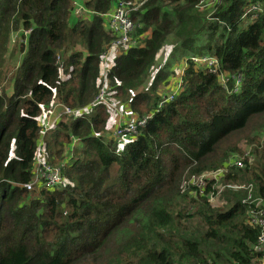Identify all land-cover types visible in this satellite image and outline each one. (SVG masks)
<instances>
[{"label": "trees", "instance_id": "obj_1", "mask_svg": "<svg viewBox=\"0 0 264 264\" xmlns=\"http://www.w3.org/2000/svg\"><path fill=\"white\" fill-rule=\"evenodd\" d=\"M120 1L141 0H0V264L262 263L247 191L188 180L245 142L251 162L243 155L218 182L252 184L264 204V0H146L118 53L105 15ZM252 3L261 11L243 17ZM76 4L92 15L76 17ZM166 46L214 56L219 70L187 61L158 106L174 72L157 62ZM57 103L74 114L44 131ZM117 103L146 118L121 146L106 127ZM39 153L61 166V186H23Z\"/></svg>", "mask_w": 264, "mask_h": 264}, {"label": "built area", "instance_id": "obj_2", "mask_svg": "<svg viewBox=\"0 0 264 264\" xmlns=\"http://www.w3.org/2000/svg\"><path fill=\"white\" fill-rule=\"evenodd\" d=\"M146 0L141 1H120L115 6L114 10L105 15L107 19V26L108 29L111 31V33L114 35L113 40L110 44V50H114L115 48L125 47L132 43V34L135 30L134 22L132 21L130 15L132 12L138 11L145 3ZM215 0H209L207 6H212L214 4ZM261 11V6L258 3H252L247 8L245 14L243 17H246L247 15H251V17H255L259 12ZM74 15L78 18H85L89 15H92V12L86 9L83 5L76 4L74 8ZM108 50L106 53H104L105 58L108 54L111 53V51ZM187 61L192 62L195 65H201L205 67L209 72L216 73L219 70V62L218 59L214 56H198V55H191L185 59V63L183 67L180 70V77L177 79V82L174 84L171 93L168 96H164L161 98L159 105L161 106L164 102L171 100L173 96L177 93V91L181 88L182 85V79L181 76L183 74V69L187 65ZM227 74L220 73L219 74V81L223 84V86H226V82L228 81ZM232 78L234 79V84L236 90L239 86L240 82V75H232ZM105 91L106 88L103 85L102 89L98 93L96 97V101H103L105 100ZM66 107V106H65ZM52 110V109H51ZM50 110V111H51ZM117 110V109H116ZM50 113V112H49ZM65 113L67 114H74V111L70 110L66 107ZM49 115V114H48ZM48 115H46V119L44 121V131L49 128L50 126L47 123ZM124 118L123 115L120 116V119L118 120L117 126L114 128L112 134L115 138H119L121 136H127L132 135L137 132V127L144 124L146 118H137V117H127L129 119H121ZM75 143V140H73V144ZM244 156H248V152L244 154ZM248 163L251 162L250 158H247ZM244 165L243 158L239 156H233L229 159L228 164L224 165V167L205 171L197 176H191L190 180L188 182H191L195 184L198 188L203 187L204 184L208 179H213L216 181L217 185V194H219V190H222L225 186L228 188L238 190V189H244L247 191V196L244 199V201H250L254 204V207L249 211V221L252 224H255L260 229V234L258 237V244L259 247L262 249L264 253V204L263 200L259 197H253L252 190L253 185L252 184H242V183H231L228 182L225 185L219 184V177L222 175V173L228 172V166H236V167H242ZM64 183V175L62 173V169L60 165H54L50 164L49 162H46L43 158H41L40 153L35 158L33 167H32V176L30 181L25 183L23 186H25L26 189L30 190L34 187H59ZM218 185H220V188H218ZM216 195L211 194L209 197V200L212 201ZM264 264V258L262 263Z\"/></svg>", "mask_w": 264, "mask_h": 264}, {"label": "rangeland", "instance_id": "obj_3", "mask_svg": "<svg viewBox=\"0 0 264 264\" xmlns=\"http://www.w3.org/2000/svg\"><path fill=\"white\" fill-rule=\"evenodd\" d=\"M11 41H12V43L17 42V38L15 35L12 37ZM125 48L126 47H120L118 49V53H121ZM115 54L116 53H111V56L113 57ZM178 56H179L180 61L177 60ZM186 58H187L186 55L183 53L182 54L178 53V54H175L174 57H171V46L164 47L163 50L158 54L157 62L159 65H161L164 62H167L168 64L172 65V67H174V72L168 76L167 83L165 85L162 84L158 88V94L161 96V98L164 96H168L171 93L172 88H173V82L176 83L177 79L180 77V70L185 63ZM122 104H124V103H120L119 105L117 103V105H115L117 107V110L113 109V108L109 110V118H108L109 120H108V123L106 126L107 127V135H109V136H112V132L118 123V121H117V123L114 124L113 118H116V116L118 114L123 115L124 117H129V116H127L128 113H127L126 109H124L122 107ZM133 117H137V116L132 115L131 118H133ZM134 137H135V134L127 135V136H121V137L117 138V140L119 141V146H121V144L124 143L125 141L131 140ZM263 138H264V136H263ZM114 139H116V138H114ZM239 146H240V150H242L243 154H242V152L241 153L236 152L234 154H237V156H239V157H244L243 155L248 152V156H246V158L249 157L251 160L252 156H251L250 152H251L252 145H247L245 142H241L239 144ZM242 184H248V183H242ZM218 188H220V185H218ZM35 196H37V195L34 194V197ZM216 200H217V197H215L211 202L215 203Z\"/></svg>", "mask_w": 264, "mask_h": 264}, {"label": "water", "instance_id": "obj_4", "mask_svg": "<svg viewBox=\"0 0 264 264\" xmlns=\"http://www.w3.org/2000/svg\"><path fill=\"white\" fill-rule=\"evenodd\" d=\"M66 107L62 103H57L52 107V110L50 111L48 115L47 123L49 126L53 125V123L63 114L65 113Z\"/></svg>", "mask_w": 264, "mask_h": 264}, {"label": "crops", "instance_id": "obj_5", "mask_svg": "<svg viewBox=\"0 0 264 264\" xmlns=\"http://www.w3.org/2000/svg\"><path fill=\"white\" fill-rule=\"evenodd\" d=\"M182 67H183V66H182ZM174 84H175V82H173V86H174ZM43 113H45V114H44V116H45V115H46V112L44 111ZM127 113H128L127 116H129V117L132 116L128 111H127ZM120 116H121V115L118 114V115L116 116V118H113V120H114V124L117 123V121L120 119ZM42 117H43V116H42ZM123 117H124V116H123ZM121 119H129V118L124 117V118H121Z\"/></svg>", "mask_w": 264, "mask_h": 264}]
</instances>
